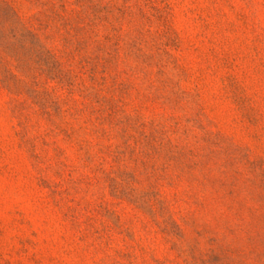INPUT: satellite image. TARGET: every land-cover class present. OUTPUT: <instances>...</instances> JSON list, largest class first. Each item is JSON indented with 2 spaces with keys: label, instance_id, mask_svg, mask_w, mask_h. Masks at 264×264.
<instances>
[{
  "label": "rangeland",
  "instance_id": "rangeland-1",
  "mask_svg": "<svg viewBox=\"0 0 264 264\" xmlns=\"http://www.w3.org/2000/svg\"><path fill=\"white\" fill-rule=\"evenodd\" d=\"M0 264H264V0H0Z\"/></svg>",
  "mask_w": 264,
  "mask_h": 264
}]
</instances>
